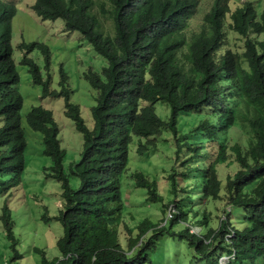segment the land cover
Masks as SVG:
<instances>
[{
  "label": "trees",
  "instance_id": "obj_1",
  "mask_svg": "<svg viewBox=\"0 0 264 264\" xmlns=\"http://www.w3.org/2000/svg\"><path fill=\"white\" fill-rule=\"evenodd\" d=\"M96 6L112 22V36L94 32L96 23L89 15ZM33 9L42 20L60 19L66 31L81 32L106 63L101 75H85L97 92L88 124L61 85L64 116L81 136L78 161L65 166L50 110L36 107L27 116L43 135L42 154L51 162L48 178L59 184L62 205L55 217L61 226L55 243L58 257L49 260L32 247L31 255H40L33 264H156V258L167 257L168 241L205 264H218L227 256H232L228 264H264V7L258 10L245 2L232 9L228 0H213L190 38L186 31L199 10L198 0H35ZM230 35L239 38L241 52L228 47ZM3 38H10L9 24ZM40 48L47 58L46 49ZM24 64L34 77L36 66L30 60ZM37 83L45 94L46 83L39 77ZM157 103L168 109L166 120L156 115ZM0 116L6 124L0 130L1 196L7 170L15 162L21 167L26 141L14 143L9 116L4 110ZM240 123L248 132L246 151L227 142L229 131ZM164 132L172 139L159 142ZM132 137L169 151L170 194L177 200L163 205L156 184L135 171L136 188L146 190L145 204H159L162 213L172 205L173 212L161 222L147 218L133 229L125 225L126 236L119 229L125 211L121 179L129 171ZM145 150L140 145L138 155ZM229 156L238 168L222 185L218 166ZM175 162L185 184L178 195ZM221 192L231 211L223 212L213 228L208 205ZM190 224L200 227L198 234L190 233ZM13 227L3 200L0 264L23 259Z\"/></svg>",
  "mask_w": 264,
  "mask_h": 264
},
{
  "label": "rangeland",
  "instance_id": "obj_2",
  "mask_svg": "<svg viewBox=\"0 0 264 264\" xmlns=\"http://www.w3.org/2000/svg\"><path fill=\"white\" fill-rule=\"evenodd\" d=\"M13 1L16 15L11 22V44L16 71L20 79L18 92L23 98L21 115L23 127L26 130L27 148L24 152L26 168L22 175L21 183L15 192L18 195V200L16 198L12 199L8 204L14 222L15 238L18 239L16 249L18 253H22L23 257L17 264H33L39 260L40 255H31L32 247L43 250L49 260L58 257L55 243L61 236V226L52 218L57 215L58 206H60V188L56 181L49 178L46 179L49 169L46 173L43 172V169L44 167H50V161L42 154L41 136L26 126L24 117L32 106H42L53 113V117L60 129L61 147L65 151V166L79 160L78 148L81 142L80 135L75 131L73 123L65 118L63 114V99L49 97L41 99V87L31 84L27 67L20 63L24 51L16 49V40L23 44L42 43L47 46L50 53L49 75L52 83L51 89L59 90L60 70H62V73L67 77L66 87L70 92V102L79 106L83 120H88L89 109L95 105V98L97 97V92L89 86L85 75L88 72L101 75L105 61L93 51L80 34L77 32H64L62 21H42L39 19L31 9L34 0ZM212 2L213 0H199V10L190 23L187 35L199 30L202 17L210 8ZM228 2L232 9L241 6L245 2L254 3L258 10L264 7V0H228ZM104 24L109 27L108 21H104ZM229 38L228 47L235 52H241L239 38L236 35H230ZM29 57L40 68L41 74L45 76L47 71L44 69L40 51L35 48L29 54ZM154 108L155 113L162 119L168 117V111L161 103H157ZM29 134L33 135V144L29 142ZM171 139V136L164 132L158 141ZM247 139V129L244 123H240V125L233 127L229 131L228 146L238 145L242 151H246ZM139 144L146 146V150L141 156L137 153ZM210 147V144H207L208 151ZM169 158V151L163 145L159 144L155 147H149L145 140H137L132 137L128 148L129 171L121 179V193L125 203V211L122 217L123 226L121 225L119 228L122 235L126 234L127 236V233L123 230L125 225L133 229V227L147 218L152 222H161L163 216L168 218L167 212L172 209V205L164 208V213H162L159 204H145L147 198L146 190L136 188L132 174L135 171L143 172L147 180L156 184V193L162 198L163 205H168L170 200H177L174 192L170 194L172 185L169 182V176L172 174V167L168 163ZM174 165L177 167V172L175 171L174 175V187L178 195L185 184L182 176H180L183 171L182 168L176 162ZM237 168L238 166L233 156H229L225 163L218 166V177L222 185H224L226 177L233 175ZM25 193L27 197H25ZM229 210L230 207L224 199V193L221 192L220 198L208 205L211 226L216 228L219 220L223 217V212H228ZM45 218L49 220L45 221ZM199 228L198 225L190 224V230L194 233H197ZM135 236L136 231L132 234V237ZM120 237L124 238L123 236ZM180 246L181 244L168 241L170 250L166 252L167 257L156 258L155 263L205 264L202 260L195 259L187 249L180 251ZM224 262L222 260L218 264H226V260Z\"/></svg>",
  "mask_w": 264,
  "mask_h": 264
},
{
  "label": "clouds",
  "instance_id": "obj_3",
  "mask_svg": "<svg viewBox=\"0 0 264 264\" xmlns=\"http://www.w3.org/2000/svg\"><path fill=\"white\" fill-rule=\"evenodd\" d=\"M92 1L95 2L97 0H92ZM198 3H199V0H198ZM34 5H35V0H34V3L32 5V7H31V9L34 12V14L38 17V15L35 13V11L33 9ZM15 15H16V9H15V6H14V1L13 0H0V110H4L5 113L9 116V126H10V129H11L10 135H11V138H12L13 142L14 143H17V142L21 143L25 139L26 148H27L26 130L23 127L22 115H21V110H22V107H23V98L21 97V95L18 92V85H19L20 79H19V75H18V73L16 71V65H15V62H14V59H13V47H12V44H11V40H12V25H11V22H12L13 18L15 17ZM89 17L94 18V20H95L96 25L94 27V32L97 35L101 36L102 38H105L108 35V32H109L110 36L113 35V32H112L113 27L110 26L112 24V22L110 20H108L107 18H105L106 16L102 14L101 10L98 9L97 6L93 9V11L91 12V15H89ZM193 17H192V19H193ZM39 19H41V18H39ZM192 19H191V21H192ZM57 20H60V19H57ZM42 21H46V20H42ZM54 21H56V20H54ZM60 21L63 22V20H60ZM104 21H108L109 22V27H106V25L104 24ZM191 21H190V23H191ZM202 23H203V21L201 22V25H202ZM8 24L10 25V38H9V40L5 41V39L3 38V33H4V30H5V28H6V26ZM64 27L65 26H64V22H63V30H64V32H77L78 34L81 35V37L93 49L92 45L89 43V41L85 38V36L81 32H79L77 30L76 31H66ZM189 27H190V25H189ZM198 31H195L193 33H196ZM186 33H187V31H186ZM186 36H187V38H190V35H186ZM40 47H44L46 49L47 58H46V56H44L42 54L44 52H43V50ZM35 48L37 50H39L41 55H42L43 62H44V69L47 71V72H45V76H43L41 74L40 68L29 57V54ZM16 49L19 50V51H24V53H23V55L21 57V60H20V63L22 65L26 66L24 64V60H30L37 68L34 77H31L30 74L29 75H30L31 84L34 85V86L41 87V96H40L41 99L49 97V98H53V99H63V101H64V98L63 97H59V94L61 93V89H62L61 85H62L63 82H64V86L66 87L67 77L64 75V73H62V70H60V77H61V80H60V83H59L60 88H59L58 91L51 89V84L52 83H51V78H50V75H49L50 53H49V50H48L47 46L42 44V43L23 44V43L18 42V40H16ZM93 51H94V49H93ZM11 65L13 67V70L11 68ZM105 65H106V63H105ZM27 71H28V67H27ZM28 73H29V71H28ZM38 77H39L40 82H45L46 83V92H45V94H43L42 86L37 83ZM53 93H55V95H53ZM69 103L72 104L70 102V97H69ZM95 105H96V103H95ZM94 106H92V107H94ZM36 107H40V106H32L30 108V110L28 111V113L25 115L24 121H25L26 126L31 131H33L35 133H38L41 136L40 140H41V146H42L43 135L40 132L34 130L32 128V126H31V124H29L28 119H27V116H29L31 111L34 108H36ZM164 107H166V106H164ZM90 109H89L88 120H84V122L86 124L89 123ZM154 110H155V108H154ZM167 111H168V109H167ZM63 114H64V111H63ZM168 116H169V111H168ZM160 118H162V117H160ZM53 119H54V117H53ZM163 119L166 120L167 117L163 118ZM54 121H55V123H57V121L55 119H54ZM4 126H6V124H5L4 120H3V118L0 116V130ZM59 135H60V129H59ZM32 138H33V135L29 134V142H31L33 144ZM134 138H136V137H134ZM137 140H141V139H137ZM142 140L146 141V139H142ZM151 141H153V140H151ZM80 142H81V136H80ZM80 145H79V147H80ZM140 145H142V144H139L137 148H139ZM149 147H153V146L150 145ZM24 152H23V159L21 158V160H22L21 167L18 168V165L15 162L14 165H13V169L7 170V173H8L9 176H7L5 178V180H4V190H3V193L0 196V199H2L1 202H0V206L2 205L3 200H5V204L9 208L10 212H11V209H10L8 203L12 199H15V198L18 200V195L15 192H16L17 187L21 183L22 175H23V173L25 171V168H26L25 167ZM78 154H79V148H78ZM50 166H51V162H50ZM43 172L44 173L48 172V167H44ZM46 179H48V174L46 175ZM60 194H61V189H60ZM25 197H27L26 193H25ZM59 198H60V195H59ZM123 202H124V198H123ZM61 208H62V205H61V201H60V206H58V210L61 209ZM230 211H231V208H230V210L228 212H230ZM172 212H173L172 209L168 210V212H167L168 213L167 214L168 219L171 218ZM55 217L52 218V220H54L56 222ZM11 218H12V213H11ZM189 229H190V227H189ZM199 231H200V228H199ZM199 231L197 233H194L193 231L190 230V233L198 234ZM231 258H232V256L231 257L230 256L229 257L228 256L227 257H220L218 262H220L222 260L224 262L226 260V264H228V262L231 260Z\"/></svg>",
  "mask_w": 264,
  "mask_h": 264
}]
</instances>
